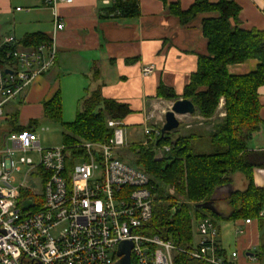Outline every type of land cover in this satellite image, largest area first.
<instances>
[{"label":"built area","instance_id":"2783aa9c","mask_svg":"<svg viewBox=\"0 0 264 264\" xmlns=\"http://www.w3.org/2000/svg\"><path fill=\"white\" fill-rule=\"evenodd\" d=\"M44 2L54 10V30L62 29L57 0ZM113 2L101 0L106 6ZM56 52L54 36L32 46L13 35L0 40V124L12 119L4 107L54 69ZM142 68L143 74L153 69ZM106 124L112 129L108 142L82 141L72 154L64 145L42 148L27 126L2 130L0 264H116L125 241L132 243L131 264H172L177 246L147 230L156 184L145 170L113 154L125 145L124 128L120 120ZM144 125L143 143L154 142L159 128ZM26 201L30 206L24 207ZM196 222L200 240L189 253L207 264H232L218 253L215 222L208 216ZM236 256L233 251L232 259Z\"/></svg>","mask_w":264,"mask_h":264},{"label":"trees","instance_id":"16d2710c","mask_svg":"<svg viewBox=\"0 0 264 264\" xmlns=\"http://www.w3.org/2000/svg\"><path fill=\"white\" fill-rule=\"evenodd\" d=\"M161 1L181 25L187 24L198 13H217V16L202 21L206 52L197 54V69L191 73L181 98L189 99L196 109L194 114L205 120L213 117L220 99H223L225 114L214 123L211 131L203 135L192 130L186 134L172 130L161 136L159 131L149 146H131L136 154V166L145 170L150 181L156 184V202L147 230L177 246L172 264H207L189 253L193 248L195 221L205 216L215 223L217 220L254 219L260 234L257 255L261 258L264 256V215L261 214L264 186L257 187L252 176L255 169L264 168V150L249 149L248 141L261 123L256 90L264 84V29L240 28L238 14L241 7L234 0H195L186 9L180 8L178 2ZM98 12L100 18L134 17L139 14L138 0H115L108 6L101 3ZM47 39L42 33H31L19 43L32 46ZM254 58L258 61L254 71L233 75L227 70L228 64ZM97 77L98 71L95 70L93 79ZM155 96L166 100L180 99L163 82L157 86ZM131 112L127 104L103 97L100 85L85 88L71 122L63 121L59 88L42 103L43 116L58 121L63 127V145L71 154L79 151L77 147L82 141L108 142L112 129L107 126V120L121 121ZM12 115L9 129L15 132L24 128L17 124V112ZM31 124L29 128L35 120ZM204 136L209 139V151L197 153L193 150V143ZM158 146H167L168 150L157 159L154 149ZM233 172L246 178L247 185L242 191H230L227 201L231 212L228 215H216L192 207L194 203L212 199L217 187L230 183Z\"/></svg>","mask_w":264,"mask_h":264},{"label":"crops","instance_id":"0c3cea01","mask_svg":"<svg viewBox=\"0 0 264 264\" xmlns=\"http://www.w3.org/2000/svg\"><path fill=\"white\" fill-rule=\"evenodd\" d=\"M166 1L178 2L180 8L186 9L195 0ZM234 1L241 7L238 14L240 28L264 29V0ZM100 5V0H72L67 3L57 0L54 9L63 27L55 31L54 10L44 0H0V40L13 35L19 42L27 34L42 33L47 38L54 36L57 44L54 69L38 77L25 95L18 98L24 104L26 115H22L27 119L26 122H20L21 115L17 113L18 125L24 127L36 120L33 116L37 112L43 116V101L48 100L58 88L60 95L62 92H72L77 98L78 95H84L85 88L100 85L103 97L123 102L132 111L121 120L124 133L128 136L135 133L131 129L133 127L148 124L157 130L163 125L164 114L174 100L155 96L160 82L171 87L182 99L184 87L189 83L191 73L197 69V54L206 52L202 21L217 16V13H198L187 24L181 25L177 17L168 13L161 0H138L139 14L125 18H100ZM257 62L255 58L246 59L237 64H228L227 70L233 75L245 74L254 71ZM148 66L153 67L152 72L143 74L142 67ZM95 70L98 71L97 79H93ZM256 92L261 123L248 141V148L263 151L264 84ZM222 106L223 99H220L215 114L209 119L213 121V126L225 114ZM13 113L7 114L12 118ZM185 116L199 120L200 124L209 121L196 114ZM216 118L218 120L214 121ZM190 125L186 123L184 128ZM192 131L197 132L195 129ZM203 131H198L199 135H203ZM179 133L186 134L187 131ZM140 141L143 140L133 142ZM252 178L257 187L264 186V168L255 169ZM230 179V183L217 187L212 195L215 207L223 216L231 212L227 201L230 191H242L247 185L246 178L239 172L230 174ZM261 214L264 215V207ZM196 224L195 221V245L200 240ZM215 224L218 228V253L222 258L232 264H264V257L259 258L257 255L260 235L257 220H217ZM233 251L237 252V256L232 259Z\"/></svg>","mask_w":264,"mask_h":264},{"label":"rangeland","instance_id":"374dc122","mask_svg":"<svg viewBox=\"0 0 264 264\" xmlns=\"http://www.w3.org/2000/svg\"><path fill=\"white\" fill-rule=\"evenodd\" d=\"M61 94H62L61 99H62L63 121L71 122V120H73L76 116L78 102L81 99L82 95H78L77 98H74L72 92H67L65 94H63L62 92ZM14 111H17V113H20L21 115L20 120H19L20 122L27 121V119H25L26 111H24V104L20 103V100H18V98L15 99L14 102L10 103V105L8 104V106L4 107L5 113H13ZM22 114H25V115H22ZM34 115L35 116L33 117L36 120L32 128L34 129L35 133L38 136V141L40 142L41 147L42 148L44 147L45 148L47 147L56 148L58 146H63V140H62L63 127L61 126V124L58 121L57 122L52 121V120L45 118L44 116H41V114H39L38 112L35 113ZM189 115H193V114H189ZM178 119H179L180 126L174 131L179 130V132L181 131L182 133H186V131L189 132L195 129L197 130V132L200 130H205L203 132H207L208 130H211L213 128L212 120H209L207 122L204 121L205 122L204 124H200L198 123L199 120L193 119L191 116H185V117L179 116ZM162 120H164V117ZM217 120H218L217 118L214 119V121H217ZM32 122L33 121H30L26 126L29 128V126L32 125L31 124ZM186 123H190L191 125L188 128H184ZM6 129H7V124H0V132ZM131 129H133L135 133L129 136L124 133L125 145L123 147L115 148V150H113L112 152L114 155L118 156L121 160L125 161L129 165L131 164L132 166H136V162H135L136 154L133 153V151L131 150V146H136V145L149 146L151 143L149 140H146L147 142L143 143V141L145 140V135L143 134L144 127L142 126L133 127ZM136 140H143V141L133 142ZM208 141L209 139L206 136L200 138V140H196L193 143V150L197 153L209 151L210 147L208 146L209 145ZM1 146L2 144L0 143V147ZM164 147H167V146H158L157 148L154 149L155 158L158 159L164 155L165 153L164 151H166ZM27 155L36 159L33 153H30ZM193 236H195V234H193Z\"/></svg>","mask_w":264,"mask_h":264},{"label":"water","instance_id":"95a60500","mask_svg":"<svg viewBox=\"0 0 264 264\" xmlns=\"http://www.w3.org/2000/svg\"><path fill=\"white\" fill-rule=\"evenodd\" d=\"M195 110L193 103L187 98L174 100L171 103L169 110L164 114L163 125L160 128V135L163 136L165 133L177 129L180 126L178 117L185 116L186 114H194ZM30 204V201H26L24 207H28ZM192 207L198 210L206 209L216 215L220 214L217 207H215L213 199L194 203ZM131 248L132 243L130 241H125L119 244L116 251L119 260L116 264H131Z\"/></svg>","mask_w":264,"mask_h":264}]
</instances>
